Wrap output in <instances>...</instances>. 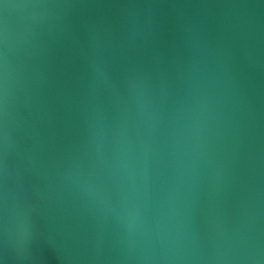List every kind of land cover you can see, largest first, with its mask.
<instances>
[{"label": "water", "instance_id": "95a60500", "mask_svg": "<svg viewBox=\"0 0 264 264\" xmlns=\"http://www.w3.org/2000/svg\"><path fill=\"white\" fill-rule=\"evenodd\" d=\"M0 264H264V0H0Z\"/></svg>", "mask_w": 264, "mask_h": 264}]
</instances>
